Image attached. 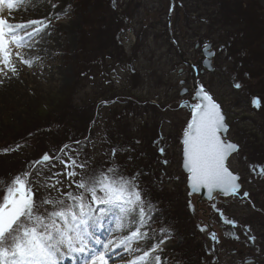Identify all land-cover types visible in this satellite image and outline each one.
I'll return each mask as SVG.
<instances>
[{
	"label": "rangeland",
	"instance_id": "rangeland-1",
	"mask_svg": "<svg viewBox=\"0 0 264 264\" xmlns=\"http://www.w3.org/2000/svg\"><path fill=\"white\" fill-rule=\"evenodd\" d=\"M192 1L182 0V3ZM173 2L42 0L55 13L54 47L49 48L38 69L30 68L32 71H29L27 65H22L25 72L18 71L16 77L20 89L12 97L0 100V181L7 183L16 174L30 169V162L38 160L45 152L66 159L60 153L64 145L74 150L69 154L76 155L78 163L87 162L89 171L115 162L128 174L123 151L112 145V133L118 122L114 120L115 113L110 112L118 109L131 124V130L141 123L150 125L144 137L151 138V142L147 141V151L153 150L157 158L150 166L151 182L138 183L155 206L153 219L149 221L150 237L158 242L164 239L161 228L169 232V238L161 245L163 251L157 250L162 264H264V174H261L264 168V156L261 158L264 152V0H250L254 9L250 11V26L249 22L239 20L236 27L223 28L214 35L215 42L221 41L217 45L211 43L215 70L203 75L200 74L203 47L209 42L198 47L196 42L208 34V22L189 26L183 11L184 22H177V13L173 32H169L166 10L170 4L174 9ZM54 4L57 7L53 8ZM8 10L6 4L0 6V14L4 17ZM217 11L226 12L223 8ZM254 12L258 16L257 24L253 22ZM58 14L59 19H56ZM212 19L214 16L210 17ZM249 27L250 45L245 46L246 41L237 45L236 54L230 58L229 44L241 37L239 30ZM219 28L212 27L213 30ZM228 35L231 36L228 38ZM110 46L113 48L109 49ZM16 50L25 52L24 48ZM113 50L112 59L110 56L103 58L102 55L108 56ZM216 55L219 56L215 60ZM13 62L18 69L21 67L15 58ZM192 65L198 69L197 76L192 74ZM5 78L0 73V80L4 82ZM195 79L227 115L230 129L226 139L240 146V151L228 164L231 171L241 176L242 192L247 191L249 197L221 198L225 203L221 208L224 217L235 220L236 227L219 217L211 207L214 201L200 203L198 196H189L188 176L182 170L181 138L191 120V109L181 107V102L189 104ZM236 81L246 86L243 91L233 86ZM183 89L189 92L182 96ZM103 90L104 95L99 96ZM254 97L261 98V107L253 106ZM124 103L138 106L132 107L142 114L123 110L129 107H124ZM86 116L93 119H85ZM109 120H112L111 127ZM135 143L134 153L138 160L134 164H141L147 151L140 139H135ZM6 148L11 151L5 152ZM113 148L117 149L115 156ZM135 171L137 177L142 175V171ZM53 172L62 173L55 178L61 181L64 191H78L75 185L69 187L71 179L63 174L65 169L59 161L55 162V168L49 169L48 175ZM3 188L4 184H0V193ZM34 191L37 198L56 195L37 185ZM259 209L263 211L260 213ZM117 212L113 209L110 213ZM209 226L208 231H201L202 227ZM212 228L219 239L216 245L211 238ZM249 236H254L255 241L248 239Z\"/></svg>",
	"mask_w": 264,
	"mask_h": 264
},
{
	"label": "snow or ice",
	"instance_id": "snow-or-ice-1",
	"mask_svg": "<svg viewBox=\"0 0 264 264\" xmlns=\"http://www.w3.org/2000/svg\"><path fill=\"white\" fill-rule=\"evenodd\" d=\"M4 4L9 9L18 4L30 7L31 0H0V6ZM56 19H59V14ZM49 28L50 21L46 22L44 18L13 23L0 14V73L9 79L18 76L14 58L24 65L33 66L39 57L25 59V53L16 49L34 51L49 35ZM8 73L12 76L9 77ZM233 86L241 91L246 87L240 81L234 82ZM183 92L188 90L183 89ZM193 98L197 102H181V107L191 109V120L182 140L183 167L189 174V195L204 188L210 199H214V193L238 200L248 198L249 193L242 192L240 176L229 168V157L238 153L240 146L226 139L229 128L221 106L203 85L198 86ZM252 104L256 108L261 107V98L254 97ZM76 143L79 144L78 141ZM73 151L69 145L60 149L66 159L45 152L38 160L30 162V169L16 174L7 183L0 181L4 184L0 193V264H61L66 255L72 254H79L77 264H109L117 249L132 255L141 251L139 247H133L134 243L151 240L149 221L153 219L155 206L144 194L137 176L125 174L115 162L89 171L86 161L78 163L76 155L69 154ZM116 151V148L112 149L113 156ZM160 152L163 153L164 149L161 148ZM56 161L63 165V174L71 179L69 187L75 185L78 191H64L60 187L61 181L55 177L62 173L48 175L49 169L55 168ZM261 174H264V168ZM77 176L79 179H73ZM34 185L56 195L37 198ZM189 206L192 207L190 202ZM211 207L227 224L237 226L235 220L224 217V212L215 203ZM113 209L118 211L117 229H134L115 245L112 240H102L92 231ZM160 231L164 232V239L152 243L142 255H134L127 264H162L161 256L154 253L163 251L161 245L169 238V232L164 228ZM211 238L219 243L214 232ZM248 239L255 241L254 236Z\"/></svg>",
	"mask_w": 264,
	"mask_h": 264
},
{
	"label": "trees",
	"instance_id": "trees-1",
	"mask_svg": "<svg viewBox=\"0 0 264 264\" xmlns=\"http://www.w3.org/2000/svg\"><path fill=\"white\" fill-rule=\"evenodd\" d=\"M173 3H175L174 9L172 10V8H171L172 6L170 4V7L167 6V10H166L167 19L169 18V16L171 19V20L168 19V23H167V27H169V29H168L169 32H171V31L173 32L172 28L174 27V24H173V21L175 18L174 16H177V13H179L178 18L176 19L177 22H181L183 20V17H182L183 11L185 14V21H188L189 26H191L192 24H198V23H202L199 25H203L206 21L208 22V32H207L208 34L205 33L202 37H200L197 40L196 43H199V44H203V43L205 44V42H210V43L215 44V45L221 44V41L215 42V39H213L214 35L215 34L218 35L217 32H221L222 31L221 29H223V28L227 29L228 27H234L235 25H238V23L240 22L239 20H241L242 23H248L249 22L248 26H250V11H254V9L251 8V6H250V0H246V1L245 0H193L192 2H188V4L182 3V0H174ZM209 7H213V9H212L213 11ZM221 8H223V10L226 11L225 14H222L223 11H220V12L217 11ZM228 10H230V12ZM171 11H173V12H171ZM212 16H214V19H212L214 21V24H213L212 20H210V17H212ZM179 18H182V19H180V21H179ZM247 18H248V21H247ZM257 19H258V16L254 12L253 22L255 21L256 24L259 21ZM182 22H184V21H182ZM213 26H218L220 28H219V30L218 29L213 30L212 29ZM182 30H183V28L181 26L180 31L182 32ZM239 31H240L241 37L240 38L238 37L237 40L235 39L236 41L234 40V42L229 44L230 47H228V52L229 53L232 52L231 54H229V55H231L230 58H233L234 55L236 54L235 48L237 45L242 44L245 41L247 43V44L244 43L245 46L250 45V27L247 29L243 28L242 30H239ZM255 33H256V31H255ZM248 35H249V37H247ZM230 36L231 35H228V38ZM171 40L175 43L174 36H172ZM247 40H249V43L247 42ZM253 40L255 41V39H253ZM171 44H172V42H171ZM115 46H116V44H115ZM111 48H113V47L110 46L109 49H111ZM119 48L120 47H118V49ZM120 49H122V48H120ZM117 52H118V55L120 56L119 51H117ZM111 53L112 54L108 53V56H106V54H104L102 56L104 59H107L106 57H109V56L111 57L110 59H112V56L115 55L114 50L111 51ZM218 56L219 55L215 56V60L218 59ZM101 62L105 63L106 60H101ZM214 70H215V66H214ZM248 71H250V69H248ZM104 93H105V91L103 90V92H101V94L99 96H103ZM95 99L97 100V97H95ZM127 105L129 106L127 109H123V107H122V109L127 110V112H129V110L131 109L132 111H135L134 114H137V112L142 114V111H140V110L138 111L136 108H133V107H138V106H134V104L131 105L128 103H124V107H126ZM112 113H115V115L113 114L115 116L114 120L118 122L116 125L117 127L115 128L116 131H114V134L112 133V136H113V139L111 138L113 140L112 145L117 147V148H120V150L123 151V155H124L125 161H126V162L125 161L124 162L126 165L128 164L127 166H129V173L128 174L135 175L134 174L136 172L135 170H140V171H142L141 172L142 175H140V177L139 176L137 177V178H139L138 181H140V183L142 185H143V183H146V181H147V183H150L151 182V169H152L150 166H151L152 162L156 161L155 159L157 158V156H156V154L154 155L152 153L153 150L147 151V147L149 145V144H147V141L149 142L151 138L147 139V138H145L146 136L144 137V135H146L145 130L150 129L149 123L146 122V123L138 124L137 129L131 130V124H128L129 121L125 117H122V113L120 114L118 112V109L110 112V114H112ZM116 115H118L119 118L116 119ZM92 116H93V114H92ZM92 116H90V117L86 116L85 119L91 120V118L93 119V117H94V116L93 117ZM38 121L40 122V120H38ZM111 122H112V120H109V126H110ZM125 126L126 127L129 126L128 127L129 130ZM153 131H154V133H156V129H154ZM133 134H135V135L133 136ZM141 135H143V137ZM137 138L140 139V143L142 142L141 144H143L142 145L143 149H145V151H147L146 155H144L145 161H143L141 164H139L137 162H136V164H134V162L138 160L137 155H135V153H134L136 151V146H137V144L135 143V139H137ZM115 142L116 143L120 142V145L116 144ZM145 145H146V147H145ZM139 150H140V148H139ZM137 154H139V153H137ZM140 154H141V150H140ZM118 155H120V154H118ZM263 156H264V152H261V158H263ZM148 160H150V163L146 164V162ZM148 164H150V165H148ZM133 171H135V172H133ZM152 180H154V178H152ZM146 189H147V187H146ZM259 210H260V213L263 211V210L261 211V209H259Z\"/></svg>",
	"mask_w": 264,
	"mask_h": 264
},
{
	"label": "bare ground",
	"instance_id": "bare-ground-1",
	"mask_svg": "<svg viewBox=\"0 0 264 264\" xmlns=\"http://www.w3.org/2000/svg\"><path fill=\"white\" fill-rule=\"evenodd\" d=\"M7 5V4H6ZM9 9V8H8ZM57 13V11H56ZM55 13L48 8L46 5L42 3V0H31V6L27 5H17V7L13 9L8 10V15L5 18H10L11 22L18 23L21 21H28L32 19H41L44 18L46 22L50 21V28H49V35L45 38V40L39 44L34 51L29 52L26 48L25 49V59H35L36 57H39V59L35 60V63L33 66L29 67L32 69H38L41 60L46 59V53L48 52L49 48L54 47V27L52 25L53 23V16ZM19 67L18 71L21 73L25 72V68ZM56 75V73H55ZM12 74H9V77H11ZM20 89V85L16 81V77H12L9 79L6 77L4 79V82L0 85V100L2 99H8L14 95V92L18 91ZM118 215V212L115 214L108 213L102 220L98 222L96 226L92 228V231L95 232L97 235L100 236L102 240H112L113 244H117L120 239H122L124 236L129 234V231L134 229H117L115 226L116 217ZM98 228H101L99 230ZM99 230V231H98ZM152 243H157L156 240H153L151 237V240L148 241H141L138 243H134L133 247H139L141 249L140 252L133 253L132 255H126L124 254L120 249L116 250V255L113 256V258L109 261V264H127L129 260L133 258L134 255H142L144 250H147ZM162 249H164L162 247ZM157 251L154 253V255H157ZM66 256L72 257L73 259H67ZM62 260L61 264H73L75 262H78L79 260V254H72V255H66ZM117 258L116 261H113V259ZM68 260V261H67Z\"/></svg>",
	"mask_w": 264,
	"mask_h": 264
},
{
	"label": "water",
	"instance_id": "water-1",
	"mask_svg": "<svg viewBox=\"0 0 264 264\" xmlns=\"http://www.w3.org/2000/svg\"><path fill=\"white\" fill-rule=\"evenodd\" d=\"M210 48H211V45L210 44H208L207 45V47L206 48H204V56H205V60H204V62H203V66H204V68H206V69H208V70H212V58H213V55H214V53L213 52H211L210 51ZM198 84L197 83H195L194 84V92H195V90L198 88ZM185 93L182 91L181 92V95H184ZM194 97V96H193ZM192 97V101L193 102H197L196 100H194V98ZM221 110H222V113H223V115L225 116V122L227 123V118H226V115L224 114V112H223V109L221 108ZM228 128H229V126H228ZM228 134V133H227ZM227 137V136H226ZM182 140H183V137L181 138V143H182ZM232 142V141H231ZM235 143V142H234ZM235 153H233L231 156H233ZM230 156V157H231ZM230 157H229V159H230ZM182 159H183V153H182ZM182 170H183V172L185 173V174H187V176L189 175L188 173H187V170L186 169H184V167H183V161H182ZM231 171V170H230ZM235 174V173H234ZM238 175V174H237ZM240 182V181H239ZM241 183V182H240ZM241 186H242V184H241ZM187 187H188V189H189V191H190V186H189V183H188V179H187ZM214 195V199H210L209 197H208V194H207V190L206 189H204V188H201V190L199 191V192H196V193H194V194H192L190 197H193V196H198L199 197V202L200 203H206V202H210V201H214V203L215 204H217V202L219 201V197H222V196H218V195H216L215 193L213 194ZM223 198H225V197H223ZM193 208V207H192ZM205 230L204 231H207V227H203ZM215 233L216 234V231L214 230V229H212L211 230V234L212 233ZM214 244L216 245V241H214Z\"/></svg>",
	"mask_w": 264,
	"mask_h": 264
},
{
	"label": "flooded vegetation",
	"instance_id": "flooded-vegetation-1",
	"mask_svg": "<svg viewBox=\"0 0 264 264\" xmlns=\"http://www.w3.org/2000/svg\"><path fill=\"white\" fill-rule=\"evenodd\" d=\"M214 55H215V54H214ZM214 55H213V58H214ZM212 61H213V59H212ZM195 69H196V68H195ZM193 70H194V69H193ZM195 73H196V72H193V73H192L193 76L195 75ZM204 73H206V72H205V71L203 72V71H202V68H201V70H200V74L203 75ZM188 103L191 104V103H192L191 100L188 101ZM220 202H222L221 205H220ZM223 204H225V203H224V200L220 199V201L217 203L218 208L221 209L222 206H223ZM221 211H223V210L221 209ZM216 213H218L219 217L222 218V217L220 216V213H219V212L216 211ZM235 252H238V249H236ZM252 261H253V260H252Z\"/></svg>",
	"mask_w": 264,
	"mask_h": 264
}]
</instances>
